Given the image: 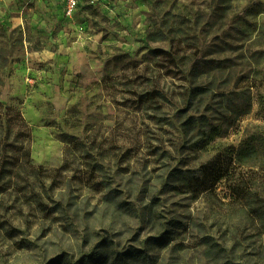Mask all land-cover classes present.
<instances>
[{"label": "rangeland", "instance_id": "1", "mask_svg": "<svg viewBox=\"0 0 264 264\" xmlns=\"http://www.w3.org/2000/svg\"><path fill=\"white\" fill-rule=\"evenodd\" d=\"M0 4V264H264V0Z\"/></svg>", "mask_w": 264, "mask_h": 264}, {"label": "trees", "instance_id": "2", "mask_svg": "<svg viewBox=\"0 0 264 264\" xmlns=\"http://www.w3.org/2000/svg\"><path fill=\"white\" fill-rule=\"evenodd\" d=\"M161 54L168 56L169 58L175 60L176 59V55L172 54L170 51L166 52V51H160ZM261 110L264 111V98H261ZM16 122L14 124L15 127L18 128L17 133L14 134V138H15V142H16V150L21 152L23 151L24 153H22L27 159H29L30 156V151H29V145H28V140L25 141L23 138V133L26 130L27 131V127L24 124V120L22 118V116L20 114H16ZM9 124H11L9 121H6L5 123H2V113L0 112V142L2 140V133H3V129L4 126L8 127L9 129ZM24 124V126H23ZM29 134V132H28ZM6 140V138L3 139V141ZM11 147V145H9ZM14 151V152H17ZM0 152H3V148H1L0 146ZM256 154V148L254 145V140L250 141L247 140L244 145L243 148L240 150V152H237L234 156V163L241 162L242 160H247V159H252L255 157ZM0 170H2L4 168L5 165L10 166L9 169V173L13 172V167H15L17 165V161L16 162H10V163H5V165H3L0 162ZM231 164V163H230ZM214 163L212 164H207L202 166V168L200 170H205L206 168L209 170H212L213 175H211V179H208V181L210 182H205V183H201L200 185H197L196 188H200L202 190V192H205L209 189H213L217 183H219L221 180H223L224 178H227L229 176V164L224 163L223 166H219L217 168L213 167ZM20 168L24 169V164L21 163L20 164ZM180 177H178V181H180L184 186H186L187 183H189L191 180H194V175L195 172H180L178 173ZM6 186V185H4ZM155 242H157L156 244H160L161 243V239H154ZM113 248V243L112 241L110 242H106L103 241L102 246H101V250L99 253L91 255L89 257L83 258L81 259L77 264H89L90 262H93L94 260H97L98 262L102 263L106 260L105 255H101L104 254V250L105 249H110ZM123 257H125L127 260H137V258L142 257L145 258L146 257V253L143 251H140L138 249H132L130 251H127L125 253H122L120 255H118L115 258V262L116 264H120L123 263L125 264L124 260L122 259ZM47 264H70L69 261L64 257V256H58L54 259H51L50 261L47 262Z\"/></svg>", "mask_w": 264, "mask_h": 264}, {"label": "built area", "instance_id": "3", "mask_svg": "<svg viewBox=\"0 0 264 264\" xmlns=\"http://www.w3.org/2000/svg\"><path fill=\"white\" fill-rule=\"evenodd\" d=\"M65 6V14L70 16L77 8L80 0H61Z\"/></svg>", "mask_w": 264, "mask_h": 264}, {"label": "crops", "instance_id": "4", "mask_svg": "<svg viewBox=\"0 0 264 264\" xmlns=\"http://www.w3.org/2000/svg\"><path fill=\"white\" fill-rule=\"evenodd\" d=\"M60 1H61V0H60ZM0 7H1V4H0ZM1 14H3V11L0 10V16H1ZM4 14H5V13H4Z\"/></svg>", "mask_w": 264, "mask_h": 264}]
</instances>
